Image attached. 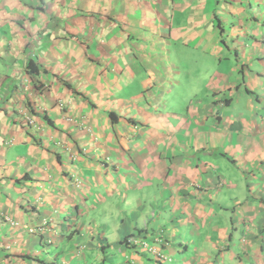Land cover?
<instances>
[{"label":"crops","instance_id":"0c3cea01","mask_svg":"<svg viewBox=\"0 0 264 264\" xmlns=\"http://www.w3.org/2000/svg\"><path fill=\"white\" fill-rule=\"evenodd\" d=\"M0 264H264V0H0Z\"/></svg>","mask_w":264,"mask_h":264},{"label":"built area","instance_id":"2783aa9c","mask_svg":"<svg viewBox=\"0 0 264 264\" xmlns=\"http://www.w3.org/2000/svg\"><path fill=\"white\" fill-rule=\"evenodd\" d=\"M8 220V219H7ZM129 242H130V240H129Z\"/></svg>","mask_w":264,"mask_h":264}]
</instances>
